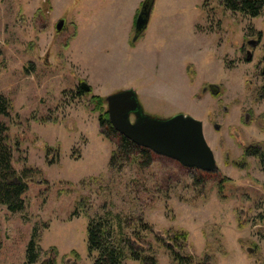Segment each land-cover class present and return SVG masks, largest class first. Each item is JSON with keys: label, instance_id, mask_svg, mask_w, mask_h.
I'll list each match as a JSON object with an SVG mask.
<instances>
[{"label": "rangeland", "instance_id": "374dc122", "mask_svg": "<svg viewBox=\"0 0 264 264\" xmlns=\"http://www.w3.org/2000/svg\"><path fill=\"white\" fill-rule=\"evenodd\" d=\"M146 1L136 8L134 36ZM119 2L0 0V94L11 102L1 120L15 169L29 175L26 210L0 207V264H25L34 226L42 235L36 264H47L53 250L56 264H93L87 226L104 207L149 224L142 246L153 248L158 264H174L158 242L172 230L187 232L185 254L206 264H264V172L257 158L244 157L248 146L264 145V12L250 18L220 0H155L154 20L162 11L169 15L154 33V62H134L137 73L124 77L146 114L201 121L219 171L202 173L159 156L145 170L130 165L117 172L109 168L116 145L102 135L91 98L128 89L119 88V54L102 51L95 62L101 70L88 75L72 62L70 45L78 28L98 40L99 31L110 30L120 40ZM83 82L91 90L78 95ZM223 178L225 200L218 186ZM80 202L85 209L72 217Z\"/></svg>", "mask_w": 264, "mask_h": 264}, {"label": "trees", "instance_id": "16d2710c", "mask_svg": "<svg viewBox=\"0 0 264 264\" xmlns=\"http://www.w3.org/2000/svg\"><path fill=\"white\" fill-rule=\"evenodd\" d=\"M152 1L147 0L144 4H150ZM220 2L226 10L250 18L259 17L264 12V0H220ZM258 36L261 40L263 33L259 32ZM90 90V86L83 82L79 87L78 95H84ZM91 100L99 112V125L102 135L116 145L111 154L109 168L117 172H121L130 165H136L144 170L149 168L159 156L149 149L137 146L115 130L109 119L105 98L93 96ZM10 111V99L4 94H0V207H5L9 213L15 214L24 212L27 208L25 195L29 190L27 182L29 175L28 171L18 173L13 165L14 156L9 143V128L1 120L2 117H9ZM244 157L257 158L264 172V145L248 146L244 151ZM242 166L244 164H241ZM218 186L220 198L225 200L226 196L223 194L225 189L224 178L219 181ZM77 207L72 213V217L78 215L79 209H85L81 202ZM151 231L152 228L144 222L142 217L114 213L104 207L102 214L89 218L87 226L88 252L93 257V264H125L127 260L136 261L140 264H158V258L153 248L142 246L146 241V235L143 233ZM41 237L39 227L34 226L26 247L25 264H36L40 260ZM158 242L166 248L174 264H206L205 260H199L191 254H185L189 242V234L185 231L172 230L168 234L167 241L158 239ZM1 243L0 236V246ZM178 250L182 252L180 253ZM53 253L54 256L50 258L47 264H56L58 254L54 250Z\"/></svg>", "mask_w": 264, "mask_h": 264}, {"label": "water", "instance_id": "95a60500", "mask_svg": "<svg viewBox=\"0 0 264 264\" xmlns=\"http://www.w3.org/2000/svg\"><path fill=\"white\" fill-rule=\"evenodd\" d=\"M154 5L155 0L142 7L136 20L134 41L148 27ZM63 26L64 21H60L56 28L61 31ZM255 44L256 41L249 42L252 47ZM247 59H252L251 52L248 53ZM106 102L112 126L137 146L174 160L186 168L206 173L219 171L214 152L206 141L201 121L184 114L168 119L152 117L145 113L137 92L132 88L108 96Z\"/></svg>", "mask_w": 264, "mask_h": 264}, {"label": "crops", "instance_id": "0c3cea01", "mask_svg": "<svg viewBox=\"0 0 264 264\" xmlns=\"http://www.w3.org/2000/svg\"><path fill=\"white\" fill-rule=\"evenodd\" d=\"M144 0H130L131 5L129 4V0H120L119 5L122 7L121 11L122 16L121 19L125 22V30L124 32H120V40H116L113 36V33L110 30L99 31V40L96 39L94 32L88 33L87 35H83L78 28V33L70 45V54L72 58V62L81 69H85L88 72V75L94 74L95 72L101 70V66L99 63H95L99 60L100 53L105 51L107 53L119 54V62L118 67L122 68L123 77L127 75L129 72L137 73V69L134 71L133 69L137 66L134 62L143 66V62L152 60L154 62V33L158 36L160 31L159 28L163 26L164 23L167 22L166 16L169 13L164 11L158 13L157 19L154 20V7L151 13V17L149 20L148 27L142 33L140 38L134 42V20L136 8H138ZM117 18V17H115ZM99 28L98 24H94V28ZM84 38V39H83ZM82 40V45H81ZM150 45L149 48L147 46ZM92 53V55H91ZM93 53H96L94 56ZM133 56H135L133 58ZM138 58V59H137ZM148 59V60H147ZM143 60V61H142ZM94 67L96 70L94 72ZM131 68V69H129ZM127 77L121 81L119 88H132L134 89L133 82H127ZM136 91V89H134ZM138 93V91H136Z\"/></svg>", "mask_w": 264, "mask_h": 264}, {"label": "flooded vegetation", "instance_id": "af4514ba", "mask_svg": "<svg viewBox=\"0 0 264 264\" xmlns=\"http://www.w3.org/2000/svg\"><path fill=\"white\" fill-rule=\"evenodd\" d=\"M253 42V41H252ZM260 44V41H256V44H255V46L254 47H256V46H258ZM249 53V52H248ZM248 53H247V55H248ZM254 57V55L252 54V58ZM262 59L264 60V55H263V57H262ZM252 60V59H251ZM263 76H264V70H263ZM263 90H261V93L259 94V96H261L262 97V99L264 100V86H263V88H262ZM257 100H258V98H257Z\"/></svg>", "mask_w": 264, "mask_h": 264}]
</instances>
